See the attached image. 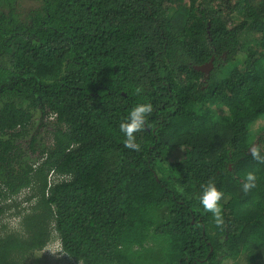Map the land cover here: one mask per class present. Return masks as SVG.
Returning a JSON list of instances; mask_svg holds the SVG:
<instances>
[{
    "label": "trees",
    "instance_id": "trees-1",
    "mask_svg": "<svg viewBox=\"0 0 264 264\" xmlns=\"http://www.w3.org/2000/svg\"><path fill=\"white\" fill-rule=\"evenodd\" d=\"M262 119L264 0H0V264H264Z\"/></svg>",
    "mask_w": 264,
    "mask_h": 264
},
{
    "label": "clouds",
    "instance_id": "clouds-1",
    "mask_svg": "<svg viewBox=\"0 0 264 264\" xmlns=\"http://www.w3.org/2000/svg\"><path fill=\"white\" fill-rule=\"evenodd\" d=\"M140 89H137L139 94ZM153 112V105L150 102H143L136 104L128 113V115L120 122L119 131L124 135V145L125 147L139 151L140 144L137 143L136 133L144 129L148 123V118ZM54 118V116H52ZM249 151L254 159L258 161H264V154L261 153V150L258 146L250 147ZM53 176V173L50 175ZM257 186V176L255 172L249 171L245 174L244 182L242 185L243 191L245 193L256 188ZM30 194L24 192L21 195V200L25 199ZM223 197V192L220 191L216 184L209 180L207 183L201 185V194H200V204L203 208L211 213L213 222L216 226H222L224 224V217L222 214L220 201ZM27 205V204H25ZM57 248L58 253H63L60 241H56L54 249ZM64 254V253H63Z\"/></svg>",
    "mask_w": 264,
    "mask_h": 264
},
{
    "label": "rangeland",
    "instance_id": "rangeland-1",
    "mask_svg": "<svg viewBox=\"0 0 264 264\" xmlns=\"http://www.w3.org/2000/svg\"><path fill=\"white\" fill-rule=\"evenodd\" d=\"M192 0H184L186 3H190ZM166 7V6H165ZM236 21L234 22L237 23L240 19L241 16L236 17ZM239 65V60H236L235 62H231L229 66V70L232 68H235L236 66ZM253 131H256V138H258L262 133H264V119H262L260 122H258L255 127L253 128ZM264 146V144H263ZM184 155V149H176L171 151L169 155V161L170 162H177L180 159L183 158ZM6 223L10 225L11 228L16 227L17 220L14 218H7L5 220ZM56 245V241L53 243L49 244L44 250H42L39 253H36L35 255V261H37V264H81V263H76L74 260L70 259L67 255L63 253H58L56 249H54ZM29 263H32V261H29ZM227 264V263H226ZM231 264V263H230ZM240 264V261L237 263Z\"/></svg>",
    "mask_w": 264,
    "mask_h": 264
},
{
    "label": "water",
    "instance_id": "water-1",
    "mask_svg": "<svg viewBox=\"0 0 264 264\" xmlns=\"http://www.w3.org/2000/svg\"><path fill=\"white\" fill-rule=\"evenodd\" d=\"M213 60H214V57L212 58V60L209 63L204 64L203 66L197 67V69H199L203 72L209 73L210 70L213 68ZM254 146H256V144Z\"/></svg>",
    "mask_w": 264,
    "mask_h": 264
}]
</instances>
